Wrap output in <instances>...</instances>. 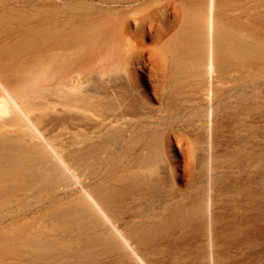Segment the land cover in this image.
I'll return each instance as SVG.
<instances>
[{
    "label": "bare ground",
    "instance_id": "1",
    "mask_svg": "<svg viewBox=\"0 0 264 264\" xmlns=\"http://www.w3.org/2000/svg\"><path fill=\"white\" fill-rule=\"evenodd\" d=\"M144 1L0 0V9L17 6L27 12L23 22L6 31L25 32V39L0 59V240L25 242L15 249L26 257L31 249L49 251L54 259L60 253L56 237L12 232V222L39 214L53 233L66 224L85 235L83 249L106 243V264H152L143 248L155 239H215L208 264H238L235 254L264 239V136L251 143L245 131L229 129L241 124L221 122L203 146H192L183 166L173 160V145L162 127L195 108L189 111L183 101L174 107L160 62L154 61L160 74L157 107L142 90L136 67H141L147 20L139 15ZM219 1H204L209 52L201 81L208 84L213 61L224 68L233 62L243 68L249 85H257L250 69L264 62V37L237 26L222 30L215 20ZM47 2L64 3L71 11L52 23L59 30L54 40L35 8ZM87 7L92 14L106 8V34L82 20ZM156 15L155 36L162 42L161 10L148 16ZM194 22L191 35L199 42L201 30ZM103 48L106 80L96 81L87 68ZM213 48L221 51L215 58ZM168 53L170 76L198 72L199 65L186 63L181 50L170 45ZM249 85L239 83L232 93L241 94Z\"/></svg>",
    "mask_w": 264,
    "mask_h": 264
},
{
    "label": "rangeland",
    "instance_id": "2",
    "mask_svg": "<svg viewBox=\"0 0 264 264\" xmlns=\"http://www.w3.org/2000/svg\"><path fill=\"white\" fill-rule=\"evenodd\" d=\"M204 1L146 0L139 12L141 18L147 15V20L141 30L143 34L139 48L142 55L139 60L141 67H136V71L140 76L142 90L148 94L150 105L158 106V101L154 96V89L160 80V74L154 62L156 61L160 62L163 67L164 85L175 98L174 107L186 102L190 107L189 111L195 108V113L191 111L183 114L179 119L168 120L167 125L162 127L173 145V160L178 162L180 167L189 158L192 146L196 148L203 146L204 142L206 143L210 137L214 136L215 128L219 127L221 122L241 124L240 126L229 124V129L237 127V130L245 131L244 133L249 134L251 143L258 144L260 136H264V62H255L250 69L258 78V82H261L257 85L251 83L249 85L243 77V68L233 62L224 68L223 64L213 61V73L209 77L208 84L201 81L209 52L205 33L207 17ZM56 4L58 6L48 5L47 2L35 7L47 19L44 26L50 29L52 40L59 32L52 23L58 20L62 13L71 12L64 3ZM174 5L179 9L177 12L173 11ZM158 9L161 10V18L166 25L162 42H159L155 36L156 22L160 16L156 15L155 18L148 16ZM82 12V20H86L87 24L91 23L101 34H106V8L102 13L92 14L90 7L84 8ZM26 18L27 12L19 11L17 6H5L0 9V59L8 53V50L17 47L19 41L25 39V32L9 35L6 31ZM192 19L195 21L194 23L198 22L197 26L201 30L199 42L191 35ZM215 20L222 26V30L229 31L237 26L244 28L249 33L264 37V0H220L216 6ZM78 28L85 32L82 25H79ZM42 34L43 32L37 34L36 37L39 38ZM166 40H168L167 43ZM170 45L173 49L183 52L186 63H197L199 65L198 72L189 74L186 70L182 75L170 76V55L168 53ZM210 52L214 58L217 54H221V51L215 48ZM98 58H101V62ZM94 59L96 63L87 68V74L96 81L106 80V48L101 49L100 54H97ZM3 60L7 62L9 58L6 56ZM223 69L226 73L225 77H221ZM196 82L199 85H195ZM239 83L248 84V90L241 94L232 93L234 87ZM241 97H245V99L242 100ZM44 219V215L39 214L26 221H14L10 228L15 233L30 230L58 238L55 248L61 254L57 253L56 259H54L49 251L31 249L30 257H26V255H22L21 251H18L19 247L26 245L25 242L13 243L0 240V264H49L54 262L106 264L110 259L109 254H106V243L91 249H83L86 241L85 235L78 233L73 228L70 229L65 223V226L60 225L58 233H53L49 231L51 223ZM68 239L71 240L67 242ZM214 243L215 239H155L154 242L143 248V256L145 259H149L152 264H194L197 259L201 260L202 264H208V250L209 247H214ZM216 244L221 247L222 239L220 243L218 241ZM15 247L18 249L16 250ZM247 250L248 252L246 251L244 254H235L238 264H256L257 262L264 264V239H254ZM66 251H70L72 256L65 257ZM77 251L79 252L76 255ZM94 258H100V260L94 263L89 262Z\"/></svg>",
    "mask_w": 264,
    "mask_h": 264
}]
</instances>
